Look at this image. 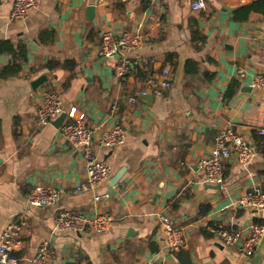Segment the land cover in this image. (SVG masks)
<instances>
[{"label":"crops","instance_id":"obj_1","mask_svg":"<svg viewBox=\"0 0 264 264\" xmlns=\"http://www.w3.org/2000/svg\"><path fill=\"white\" fill-rule=\"evenodd\" d=\"M194 0H42L25 20H11L13 0H0V41L27 47L22 72L0 80V236L6 226L24 218L26 226L18 264H262L264 236L253 256L238 246L224 244L217 231L238 230L244 236L264 210L241 208L238 200L253 189L264 191V153L258 129L264 128V91L253 87L264 73V15L249 21L233 19L232 11L247 3L205 0L193 11ZM94 7V18L88 8ZM206 42L192 40L190 23ZM139 32L143 46L126 52L131 74L126 83L113 73V59L99 56L100 33ZM11 57L0 56V70ZM74 61L72 71L49 70V63ZM199 64L187 74L185 63ZM169 68L172 89L152 100L137 96L148 78ZM42 74L50 79L38 88L31 83ZM74 75L66 87L67 79ZM240 87L232 98L229 86ZM55 89L64 113L76 108L97 134L120 126L124 145L93 151L112 167L100 187L78 192L86 183L82 151L61 135L53 120L39 125L38 110L47 91ZM116 106V108H114ZM256 151L247 167L236 154L224 161L225 181L220 189L204 182L199 162L209 156L215 138L227 123ZM36 186L61 192L54 206L33 207L26 195ZM110 199L95 201V196ZM61 211L113 217L102 234L55 230ZM169 216L183 230L186 247L176 253L166 248L159 217ZM49 243L54 254L37 261L39 249Z\"/></svg>","mask_w":264,"mask_h":264},{"label":"built area","instance_id":"obj_2","mask_svg":"<svg viewBox=\"0 0 264 264\" xmlns=\"http://www.w3.org/2000/svg\"><path fill=\"white\" fill-rule=\"evenodd\" d=\"M247 3L249 0H238ZM42 0H13L10 12L11 20H25L32 10L40 8ZM193 11L200 12L206 8L205 0H194L191 4ZM101 43L99 56L104 59H113L114 76L122 83H126L131 74V60L126 57V52L140 49L144 44V37L139 32H124L116 35L112 31L100 33ZM253 87L264 91V73L254 77ZM172 89L171 71L169 68L162 70L158 78L145 80L143 89L137 96L129 98L128 103L134 105L138 98L148 95L159 98L164 97ZM116 108V106L114 107ZM64 112L59 93L49 90L45 93L43 103L38 110L39 125L45 126L56 120ZM63 139L72 146L80 149L86 160L87 179L82 190H92L107 182L112 174L111 165L93 151V143L98 136V143L104 149H112L125 144L126 133L120 126L105 130L100 135L90 128L84 113H78L72 108L66 113V118L61 125ZM264 136V128L257 130ZM236 154L239 164L249 166L256 157L254 147L238 134L232 123L220 131L215 138V146L209 156L199 162V167L204 171V182L210 185H223L224 161ZM61 199V192L55 187L36 186L26 195L27 204L33 207L54 206ZM110 199L109 193L95 196V201ZM241 208H253L257 211L264 210V191L253 189L247 191L237 202ZM55 230L73 233L92 232L102 234L110 229L113 217L108 214L85 215L68 211L59 212L55 218ZM26 220L17 218L10 222L0 236V264H18L14 253L20 250L22 234ZM159 232L162 234L166 248L171 253H176L186 247L183 230L175 226L169 216L159 217ZM218 235L227 246H238L241 253L247 257L255 254L260 240L264 236V225H254L244 236L243 231L234 229L217 231ZM54 250L49 243H45L38 251L37 261H46L52 257Z\"/></svg>","mask_w":264,"mask_h":264},{"label":"trees","instance_id":"obj_3","mask_svg":"<svg viewBox=\"0 0 264 264\" xmlns=\"http://www.w3.org/2000/svg\"><path fill=\"white\" fill-rule=\"evenodd\" d=\"M253 14L264 15V0H252L251 2L243 4L232 11L234 21L240 23L249 21ZM197 23V20H192L190 23V29L192 32V40L200 44V46L197 47H201L206 42V38L202 37V33L200 32ZM27 53V47L23 44H20L16 48L9 40L0 41V56L7 54L11 57L9 64L0 70V80L18 76L22 72L23 63L27 60ZM75 64L76 63L74 61L67 60L61 64L59 62L49 63L47 67L49 70L63 69L66 71H72ZM185 71L187 74H197L199 71V64L192 60H188L185 63ZM73 77L74 75H70L68 77L66 87L70 84ZM239 87V82L234 81L228 88L227 97H234ZM258 143L264 153V139L259 138ZM255 224L260 226L264 225L263 220H256ZM14 256H16L15 253Z\"/></svg>","mask_w":264,"mask_h":264},{"label":"water","instance_id":"obj_4","mask_svg":"<svg viewBox=\"0 0 264 264\" xmlns=\"http://www.w3.org/2000/svg\"><path fill=\"white\" fill-rule=\"evenodd\" d=\"M88 12H89V18L93 19L94 18V7L93 6L89 7L88 8ZM49 79H50V77L47 74L40 75L38 78H36L35 80L32 81V83H31L32 89L34 91H37L38 88H40L42 85L47 83L49 81ZM141 99H144V100L148 101V100H152L153 96L148 95V96L142 97ZM65 118H66V113L63 112L61 114V116L59 118H57V120L54 122V126L56 128L61 127V125L63 124ZM209 187L211 189H220L222 187V185L218 184L216 186H209ZM262 264H264V261L262 262Z\"/></svg>","mask_w":264,"mask_h":264}]
</instances>
